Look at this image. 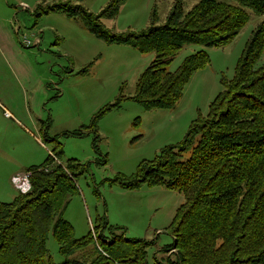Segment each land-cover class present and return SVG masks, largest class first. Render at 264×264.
Returning a JSON list of instances; mask_svg holds the SVG:
<instances>
[{"label": "rangeland", "instance_id": "obj_1", "mask_svg": "<svg viewBox=\"0 0 264 264\" xmlns=\"http://www.w3.org/2000/svg\"><path fill=\"white\" fill-rule=\"evenodd\" d=\"M69 1L0 0V202H11L21 193L14 178L31 176L30 169L48 163L41 170L62 165L73 175L75 189L61 185L59 197L66 200L64 218L74 226L77 238L93 232L97 224L107 225L102 228L104 236L123 234L151 243L148 264L176 262V250L167 251L175 243L168 228L184 195L147 185L127 190L116 180L134 176L143 161L185 141L193 124L208 115L211 103L224 90L222 79L235 76L264 15L246 9L248 24L225 47H184L171 71L201 50L209 54L210 64L193 75L174 108L148 110L131 97L155 53L98 39L82 21L63 12L43 13ZM112 1L76 4L99 15ZM182 1L189 11L201 0ZM175 2L126 0L116 17L102 22L112 33H143L154 25L155 12L157 24H164ZM6 58L17 71L8 68ZM187 157L188 153L181 159ZM47 249L53 263L66 262L52 233Z\"/></svg>", "mask_w": 264, "mask_h": 264}, {"label": "trees", "instance_id": "obj_2", "mask_svg": "<svg viewBox=\"0 0 264 264\" xmlns=\"http://www.w3.org/2000/svg\"><path fill=\"white\" fill-rule=\"evenodd\" d=\"M80 1L56 4L43 13L63 12L82 21L98 39L155 53L131 97L148 110L174 108L193 75L210 64L209 54L201 50L171 71L184 47H225L248 24L246 9L264 15V0H201L189 11L176 0L164 24H157L155 12L152 28L117 34L102 19L116 17L126 0H113L99 15L76 4ZM263 56L264 21L247 43L235 76L222 79L224 90L185 141L143 161L134 176L116 180L127 190L147 185L184 195L168 228L175 243L167 251L177 252V261L170 264H264ZM186 153L189 157L181 159ZM48 166L29 170L30 192L0 202V264H55L47 249L50 233L67 258L63 264H148L151 243L123 234L104 236L102 228L107 225L97 224L93 232L77 238L74 226L64 218L66 200L59 197L61 185L75 189L73 175L62 165L41 170ZM76 254L83 260L70 259Z\"/></svg>", "mask_w": 264, "mask_h": 264}, {"label": "built area", "instance_id": "obj_3", "mask_svg": "<svg viewBox=\"0 0 264 264\" xmlns=\"http://www.w3.org/2000/svg\"><path fill=\"white\" fill-rule=\"evenodd\" d=\"M25 40L27 41L28 44H30V40H28L27 38ZM29 176H30V174H27L25 176H18L16 178H14V182H15L17 188L21 191V193L25 194L31 188Z\"/></svg>", "mask_w": 264, "mask_h": 264}, {"label": "crops", "instance_id": "obj_4", "mask_svg": "<svg viewBox=\"0 0 264 264\" xmlns=\"http://www.w3.org/2000/svg\"><path fill=\"white\" fill-rule=\"evenodd\" d=\"M2 47H3V46L0 45V49H2ZM5 60H6L5 63L7 64L8 68H9L11 71H13V72L17 71L16 68H14V63H12L8 58H6ZM21 172H24V171H21ZM21 172H20V173H21ZM20 173H19V174H20ZM13 176H15V175H13ZM13 176H12V177H13Z\"/></svg>", "mask_w": 264, "mask_h": 264}]
</instances>
